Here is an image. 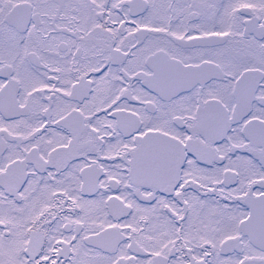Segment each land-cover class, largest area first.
<instances>
[{"label":"snow or ice","instance_id":"obj_1","mask_svg":"<svg viewBox=\"0 0 264 264\" xmlns=\"http://www.w3.org/2000/svg\"><path fill=\"white\" fill-rule=\"evenodd\" d=\"M0 264H264V0H0Z\"/></svg>","mask_w":264,"mask_h":264}]
</instances>
